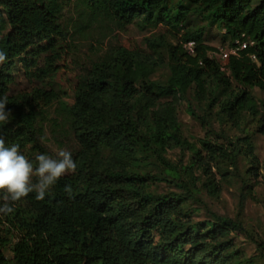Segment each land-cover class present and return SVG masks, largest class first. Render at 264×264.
<instances>
[{"label":"trees","instance_id":"obj_1","mask_svg":"<svg viewBox=\"0 0 264 264\" xmlns=\"http://www.w3.org/2000/svg\"><path fill=\"white\" fill-rule=\"evenodd\" d=\"M74 3L76 31L88 32L96 23L124 31L142 22L167 26L173 42L165 44L166 56L158 45H152L153 52L115 46L93 63L75 90L74 103L60 101L62 123L76 134L86 152L84 161L76 173L61 177L44 200L31 193L15 202L11 214L0 213V228L7 224L17 240L12 259L0 251V264H264V243L256 241L260 254L254 257L233 249V233L249 234L242 220L212 213L210 220L196 223L187 209L202 188L212 197L220 195L217 175L227 180L238 176L252 192L258 163L253 137L192 142L183 134L177 106L194 89V100L207 115L215 113L227 123L248 115L264 124V112L251 93L253 88L264 91V0ZM64 9V0H0V50L7 55L0 65V97L7 95L11 110L0 131L6 144H19L20 151L39 137L38 108L51 105L58 94L40 91L27 100L10 98L16 59L31 54L35 68L44 50L40 44L66 37ZM191 14L225 31L229 50L248 43L230 54L226 70L209 55L214 49L205 43L206 27L187 26ZM191 41L194 54L184 46ZM166 62V82L152 81ZM190 112L195 116L191 106ZM176 149L189 151L191 163L173 162L168 153ZM142 155L154 158L161 173L128 169ZM241 160L248 163L243 172ZM162 182L178 191L152 189ZM65 185L72 186L74 198L64 192Z\"/></svg>","mask_w":264,"mask_h":264},{"label":"rangeland","instance_id":"obj_2","mask_svg":"<svg viewBox=\"0 0 264 264\" xmlns=\"http://www.w3.org/2000/svg\"><path fill=\"white\" fill-rule=\"evenodd\" d=\"M175 1L177 3L179 0ZM64 2L65 9L61 21L68 27V34L65 38L54 40L49 46L47 43L40 44V48L44 50H40L41 55L36 58L35 68L29 63L34 58L31 54L16 59L9 97L27 100L32 94L40 91H55L58 94V98L51 105H42L38 108L39 137L34 144L21 150V153L35 163L38 154H47L55 158L59 150H68L78 167L84 161L86 152L74 131L62 123L58 110L60 101L72 105L75 90L88 76L93 63L99 61L115 46L153 52L152 45H158V49L166 56L164 47L166 43L173 42V34L167 26L152 28L142 22L132 24L124 31H119L107 23H96L88 32H79L74 28L77 20L74 0H64ZM186 24L193 29L206 27L205 43L214 49L209 55L225 66L226 62L221 52L230 51L232 47L231 43L225 40V31L207 26V23L195 14L189 16ZM169 75L170 69L166 62L158 68L151 80L164 83ZM251 93L264 112V91L253 88ZM171 100L169 98L164 101ZM177 106L183 134L192 142H198L203 138L226 142V138L241 137L246 134L253 137L258 163L252 177V182L256 185L252 192H249L250 186H244L238 176L227 180L217 175L221 180L220 195L212 197L202 188L198 198L187 203V209L196 223L210 220L212 213L242 220L249 234L233 233L230 237L233 249L239 251L243 257L259 255L260 250L256 241L264 243V124L248 115H243L236 123L220 121L215 113L213 116L207 115L204 106L194 100V89L186 99L180 100ZM190 106L195 110V116L190 112ZM103 156L107 158L109 152L105 151ZM168 157L173 162L183 165L190 164L192 160V154L181 149L170 151ZM130 166L128 169H141L142 172L151 174H159L162 171L155 159L146 155H142L140 161ZM247 167L248 163L241 160V171L243 172ZM72 174L74 173L66 175ZM197 174L202 173L198 171ZM152 189L157 193L178 191L174 186L164 182L153 185ZM14 233L7 224L0 228V251H3L9 259L13 258V246L17 241Z\"/></svg>","mask_w":264,"mask_h":264},{"label":"clouds","instance_id":"obj_3","mask_svg":"<svg viewBox=\"0 0 264 264\" xmlns=\"http://www.w3.org/2000/svg\"><path fill=\"white\" fill-rule=\"evenodd\" d=\"M7 60V55L0 50V65ZM8 97H0V125L9 123L11 110L7 109ZM77 171V163L68 150H59L56 157L38 154L35 163L20 151L19 144L7 145L0 131V213L14 212L15 202L35 193V199L42 201L57 181L68 173ZM69 198H74L71 185L64 186Z\"/></svg>","mask_w":264,"mask_h":264},{"label":"built area","instance_id":"obj_4","mask_svg":"<svg viewBox=\"0 0 264 264\" xmlns=\"http://www.w3.org/2000/svg\"><path fill=\"white\" fill-rule=\"evenodd\" d=\"M184 46L188 50V52L190 54H194L195 53V42L194 41L188 42ZM247 46H248L247 42L240 43L237 48H234V49H232L230 51L221 52V56L226 62L228 60L230 54H237L240 49L241 50L245 49V48H247ZM253 58H255V57L253 56ZM222 70H226V67L223 66Z\"/></svg>","mask_w":264,"mask_h":264}]
</instances>
